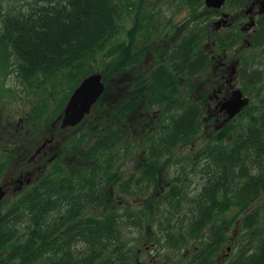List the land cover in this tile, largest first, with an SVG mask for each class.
<instances>
[{
	"label": "trees",
	"instance_id": "obj_1",
	"mask_svg": "<svg viewBox=\"0 0 264 264\" xmlns=\"http://www.w3.org/2000/svg\"><path fill=\"white\" fill-rule=\"evenodd\" d=\"M230 1L244 5L248 0ZM186 3L197 5L203 0H186ZM135 4V0H34L26 9L5 13L0 10V68L15 73L23 83L34 85L36 82L39 88L58 73L67 72L66 76L71 79L69 82L72 81L71 88L53 112L51 121L62 111L82 79L95 72L91 61L117 38L122 29L121 21ZM145 19V15L135 13L134 23L127 31L128 37L116 44L122 64L119 67L135 66L142 61V51L138 48L133 51L136 40L143 32L149 35L157 27L152 29V24ZM260 29L254 36L255 45L261 44L260 40L264 37V26ZM229 39L237 40L231 34L218 36L221 43ZM202 40L200 31L185 35L165 56L166 65L152 70L146 77V105L149 109L157 104L164 107L153 124L155 127H149L145 140L138 144V148L145 149L148 155L141 177L148 181L150 188L159 187L158 174L164 169L162 162L170 160L168 156L176 147L192 142L203 133L202 102L192 101V97L183 92L180 83L172 78L179 72L181 76L191 77L210 66L209 54L199 46ZM173 60L179 61L174 63ZM104 73L103 80H106ZM106 91L91 114L82 121L85 128L82 140L71 144L73 148L69 153L77 155V162H80L78 168L117 170L113 169L114 163L123 161L136 146V138L133 142L123 131L130 124L135 106L143 103V95L138 93L137 97L123 101L118 108L112 109L113 106H106ZM103 105L105 107L99 108ZM43 110L41 103L32 116L39 117ZM167 116H170L169 120ZM234 129V125L228 123L213 133L204 131L207 140L198 149H192L183 165L180 184H173L166 192L164 203L153 190L146 209L120 212L119 209L109 208L107 211L100 208L97 221L93 219L94 215H90L81 224H72L73 234L79 238L62 230L60 219L63 217L65 221L69 215L60 207H55L65 195L62 176L57 174L53 183L46 185L44 179L48 172H45L37 186L29 188L9 209H2L6 199L0 202V264H130L133 256L128 253L131 250L123 238L122 228L133 226L142 231L149 218L158 221V213L165 217V223H158L162 226L166 223L170 226L176 216L183 213L181 224L176 223L183 227L191 218V204L194 219L189 224L193 228L192 235L203 241V246L192 256L191 264H215L214 253L233 238L229 234L231 228L238 229L239 241L248 240L250 237L246 236L249 233L261 229L257 224L264 209V109L251 116L244 132L230 135ZM12 156L9 154L8 158ZM60 160H56L51 170L63 168ZM198 174L203 186L198 196L188 198L190 175ZM88 176L91 180L85 178L80 188L101 196L103 186L92 181L96 176ZM141 177H138V183ZM108 179L110 182L112 178ZM123 188L121 186L119 190L122 192ZM185 206L187 210H183ZM50 207L58 212L55 219L47 223ZM72 211L75 213L77 209ZM224 211H234L235 215L228 219ZM124 216L135 217V223H122ZM23 223L27 229L25 236L19 233V226ZM207 226L210 231L206 241L203 230ZM160 230L167 243H181L185 238L182 232L174 237L169 228L161 227ZM259 240L251 248L242 247L239 255L227 264H264V235ZM77 243H81L83 248L72 255L73 246Z\"/></svg>",
	"mask_w": 264,
	"mask_h": 264
},
{
	"label": "rangeland",
	"instance_id": "obj_2",
	"mask_svg": "<svg viewBox=\"0 0 264 264\" xmlns=\"http://www.w3.org/2000/svg\"><path fill=\"white\" fill-rule=\"evenodd\" d=\"M31 2L33 3L34 0H0V10L3 13L15 12L28 8L29 3ZM135 2L136 4L133 5V10L126 13L124 19L121 21L122 29L120 34L114 41L107 45L108 49L91 61V68H94L95 72H100L102 75L105 72L104 76L106 77V80L104 81L107 87L105 102L106 106L108 105L109 107L115 106V104L118 105L123 101H128L130 98L137 97V94L143 91L142 85L144 78L149 76L153 68L166 65L164 63V59H162L163 56H167L171 48L174 47L175 43L179 42L185 35L190 34L192 31H200L203 36V40L200 41L199 44L200 48H202V50H210L211 47H213L211 43L215 40L216 33L222 35L225 32H228L226 30L227 28L222 30H219L220 28L216 29L217 25L215 22L220 19L221 12L208 8L204 0L203 3L191 6L187 5L186 0H135ZM246 8L248 7L232 2H228L226 6L223 7L226 11H233L229 12L231 13V17L230 20L227 21V23H229L228 25L232 22V25L228 26L230 28L232 27V29L228 30L233 32L235 37L239 39L236 48L230 53L229 60L231 62H240V65L242 66L241 69L245 75L238 81V86L242 88L245 94L251 98V103H248V106L243 110L245 112H242L231 119L228 117L226 118V121L228 123H232L235 127L230 135H237L244 132L246 126L249 124L251 116L257 115L262 109H264V104L262 103L264 99V37L260 40L261 44L255 45L252 41L253 47L248 48V40L245 39V34L240 31V28L242 27L241 25L245 24L248 20L245 14ZM135 13L145 15V22L147 21V18L151 16L147 23H150V25L152 24V29L156 26L157 27L156 29H151L152 31L149 35H144L143 32L136 40L133 51L136 48L142 51L143 59L140 64H137L138 66L135 65L122 68L119 67V65L122 66V64L118 58L119 52L116 44L128 37L127 31L134 23ZM258 23L256 33L261 27L263 29L264 17L261 18ZM262 29H260V31ZM178 61L179 60H173L172 62L176 63ZM216 64L213 61L212 63L210 62V68L207 71L199 72L191 77H187L186 75L181 76L182 74H180L179 71H177V74L179 72L177 76H172L175 81L177 80V77L179 78L181 82L180 85L184 90L189 89V91L193 90V92L196 90L194 94H192L193 92L191 93V97L196 101H201L204 106L203 114L201 116L203 133H200L192 142L190 141L188 143L178 145L173 152L176 159H170L169 161L165 159L166 161L162 162L164 170H162L161 176L158 175V178H162V184L167 186L165 189L168 188V185H170L168 189L161 191L163 193L155 188V186L150 188L146 179L143 184L138 187V189L133 187L130 192L126 194L119 190L117 187L118 183H116L113 187H107V191L114 188L116 192L121 195L118 200H122L124 202L123 204L125 208L122 206L123 210L128 212L138 210L140 208L146 209V203L153 190H156L154 192L156 193V196L159 195L162 197L160 201L161 203H164V195L166 192L173 184H180L181 180L179 177L182 173V169L184 168L183 165L186 164L188 156L191 155L192 149H198L207 140L204 131L213 133L212 131L219 130L216 127L217 125H221V127L225 125L222 123L225 117H222L219 112L213 111V108L209 110L204 103V97L199 96L200 92L198 91L200 86H204L210 81L213 67H215ZM168 72L169 71L166 69V73ZM66 73V71L65 73H58L55 75V78L45 82L42 84L44 86L39 88L36 87V82L34 85L23 83L20 81V78L15 75V73L9 72L7 68H0V141L3 142L2 145H0V179H2V176L3 180L10 179V171L6 172L4 175L3 173L8 168V155H13L14 147L20 145L23 147L25 152L29 151L28 156H30L35 152L37 146L42 145V143L48 138L50 133V131L48 132V129L50 128V124L52 122L50 121V117L53 115V112L58 109V105L65 100L67 92L71 88L70 84H72V81L69 82L71 79L66 76ZM60 80L62 81L59 82ZM41 103L44 105V110L42 114L36 118L34 117L35 115L32 116V114L37 105ZM102 107L105 106H99V108ZM152 108L155 109L153 114L155 113L159 116L160 111L158 109V105H152ZM146 127L148 130L149 127L154 128L155 126L149 121ZM83 129L80 135L75 134L74 136H70L63 148H68L67 150L70 151V149L73 148L71 144L73 142L78 143V141L74 138H78L80 136L82 139ZM11 134L14 135L10 137ZM15 139H18L17 143ZM60 142L62 144V141ZM51 143L52 141L46 143V145ZM58 150L53 152H57ZM45 152V156L50 154L49 151ZM142 152L143 148L134 147L128 157H126L123 161L118 160L117 163H114L113 169L120 170V173L124 171L122 172L123 177L129 176L133 173L132 170L128 169L130 162H132V159L139 161V158L145 154ZM54 163H56L55 160L51 162V166ZM73 166L75 167L76 165L73 164ZM141 173L142 171H139L135 175L140 177ZM199 174L193 175L192 177L190 175L191 182L188 183V198L198 196L201 190L200 188L203 186V180ZM26 191L20 192L19 196H17L18 193L13 191L8 192L5 203L2 204V209H9L10 206H13L14 203L18 202ZM135 198L138 199V202L132 203ZM124 200H129L130 204ZM119 207H117V209H119ZM183 210H187V206H185ZM119 211L121 212L120 209ZM192 211L193 205L191 204V218L188 223L185 222L183 227L176 224L177 222L180 223L181 218H184L183 213L177 215L174 222H172L170 226H167V223L165 226L161 225L165 223V217L158 213V221H153V217L149 218L145 222V228L142 231L133 226L126 229L122 228L124 230L123 238L131 250V252L128 251V253L132 254L133 260L136 258L149 259L150 257L154 260L156 259L158 261L157 264H187L189 261V255L184 257V251L186 248L191 246L192 259L194 253L203 246V241L201 242L199 238L193 237L192 235L193 228L189 224L194 219ZM93 213H95L94 208L90 209L86 214ZM224 214L228 217V219H232L235 212L224 211ZM260 217L261 220L258 222L257 227L261 229L258 231L256 230V232L253 230V233H249V236H246L250 237L248 240L246 238L245 240L241 239L242 241H239L237 238V235L239 234L238 229H234V226L231 228L229 234L234 239L232 238L233 240L231 239L227 243L223 244L222 248H220V251L218 252V254L222 256L215 257V264H227L239 255L242 247L251 248L252 244L257 245L260 241L259 239L264 235V209L261 210ZM209 226L203 230L205 237L204 240L206 241V236L210 231ZM161 227L169 228L170 231L174 233L172 234L174 237L181 235L182 232V234L185 235V240L181 243H177L175 241L167 243L165 236H163L164 234L160 230ZM19 230L21 236H25L24 234H27L26 225L24 223L20 224ZM234 242H236V245H234ZM146 246H149V248ZM73 248L72 255L77 253L78 250H81L83 245L81 243H77L73 246ZM227 248H229V250H227ZM1 253L2 251L0 250V255Z\"/></svg>",
	"mask_w": 264,
	"mask_h": 264
},
{
	"label": "flooded vegetation",
	"instance_id": "obj_3",
	"mask_svg": "<svg viewBox=\"0 0 264 264\" xmlns=\"http://www.w3.org/2000/svg\"><path fill=\"white\" fill-rule=\"evenodd\" d=\"M228 2H231V1L227 0L226 3L223 5V7H225ZM253 3H255L253 10L248 11V8H246L245 14L248 20L246 21V23L244 22L245 24H242L241 25L242 27L240 28V31L246 36L245 39L248 40V48L253 47L252 41L254 40V36L256 34V28L259 24L258 22L261 18L264 17V13L261 14L259 12V8L261 5L260 0H248L247 3L244 4L243 6L249 7ZM223 7L221 9H214L217 12H221V17L223 16L224 13L233 12V11H226L223 9ZM230 17H231V13H229L228 20H230ZM252 19L255 20V24L250 27L248 23L251 22ZM228 24L229 23H227L226 25H222L219 30L227 28L226 30L228 32H225L222 35L226 36L228 34H231L233 35V39L234 38L237 39L235 37V34H233V32L228 30V29H232V27L231 28L228 27L232 25V22L230 23V25ZM218 36L219 34L216 33L215 40H213V42L211 43L213 47H211L210 50L204 49V51L207 54H209L211 63L213 61L215 64L217 62V64L216 66L214 65L215 67H213L210 81L206 83L204 86H200V88H198V91L200 92L199 96L204 97V103L206 104V107L209 108V110L213 108V111L219 112V114L222 115V117H225L222 123L226 125V123H228L226 121V118L228 116L225 111L221 110L222 103H224L225 101L229 100L232 97L233 91L235 89H240L243 92L244 96L246 97H249V96L245 94L243 89L238 86V81L241 78H243L245 75L242 73L243 70L241 69L242 66L240 65V62L239 61L231 62L229 60L230 53L232 50L236 48L239 39H237L236 41L229 39L228 41L221 43V42H218L219 41ZM162 59H165V57L163 56ZM158 67L153 68V70ZM209 68L210 66L205 71H207ZM177 81L181 83L178 77H177ZM142 88H143V91H141V94L143 95L142 96L143 103H141L138 106H135V111L130 116V119H131L130 124L128 123V126H126V128L123 131V133L127 135L128 139L133 140V142H134V139L136 138L137 142L135 143L136 144L135 147L137 148H138V144H142L143 141L145 140L146 131H147L146 126L149 123V121L150 123L154 124L155 120L159 117L155 113L153 114V111L155 109H153L152 107L151 109H149L148 105H146L147 89H148V85L146 83V77L143 80ZM195 91L193 92V90L189 91V89H186V90L183 89V92H186L190 96H191V93L193 92L192 94H194ZM192 101H195V99H192ZM250 103H251V98H250L249 104ZM262 103L264 104V99ZM118 107L119 105L117 106L115 105L112 107V109H115ZM163 108H164L163 106L158 105L159 111L163 110ZM175 111H179V110L176 109ZM242 111L239 114H241ZM60 114H61V111L51 120L52 122L50 124V128L48 129V132L50 131L48 138L51 137L50 135H53L52 137L54 139L51 144L46 145L47 148L44 147L38 153H35L36 150L41 146V145H38L37 148L35 149V152L32 155L28 156L29 151L25 152L23 150V147H21L20 145L17 147H14L13 156L11 157V159L9 158L8 168L4 172V174H6V172L10 171L11 176H10V179L6 180L4 184H5L6 191L8 192L13 191L15 193H18L17 196H19L20 192L26 191L31 187H36L37 183L41 181L42 175H44L45 172H48V173H45L46 176L44 179V182H46L45 183L46 185H49L50 183L52 184L53 180L56 178V175L60 174L62 176L63 187L65 188V191H64L65 195L62 200H60L59 202H56L55 207H60L62 211H64L67 215H69L65 221H64V218L61 217L60 219L61 228L62 230H67L71 234L72 237L79 238L78 235L73 234L75 230L72 227V224L74 223L81 224L83 220L86 218H89L90 215H94L93 219L97 221L99 218V214H100V208H103L104 210H107V211L109 208L111 210H115L120 205L119 209L121 210V212L123 211L122 206L125 208L123 204L124 202L122 200H118L120 198L119 196L121 195L118 194L114 188H112V190L110 191H107V187L108 188L109 186L113 187L116 183H118L117 187L119 189L121 188V186H124L123 188L124 191L122 192H124L125 194L130 192L131 188L133 187L134 188L136 187V189H138V187L142 185L143 182L145 181V178H142L140 176L141 177L140 183H138L139 176L135 174H137L139 171L140 172L142 171V167H144L147 163L148 155L146 153V150L143 149L142 153H145V154L144 155L141 154L142 155V156L140 155L141 157L139 156L140 157L139 161H137L136 159H132V162H130V166L128 169L132 170L134 174L132 173L126 177L122 176L123 174L122 172L124 171L120 173V170L118 169L117 170H112V169L110 170L109 169L85 170L82 168H78L77 165L80 162H77V155L70 154L69 151L67 150L68 148L64 149L63 146L65 145L66 141L68 140L70 136H74L75 134L80 135L83 129V125L81 122L77 124L76 126L67 127V128H61L59 126V123H55V125L53 126V123L56 122L55 120ZM99 116H102V114ZM169 117L170 116H167L166 119L169 120ZM257 125H259V123ZM216 127L218 129L222 128L221 125L220 126L217 125ZM13 135L14 134H11L10 137H12ZM74 139H76V141L78 142L82 140L80 136ZM15 141L17 143L18 139L17 140L15 139ZM60 141H62V144ZM2 143L3 142L0 141V145H2ZM55 150H58V151L53 152ZM45 151H49L50 154L45 156L46 154ZM130 153L127 154L126 157H128ZM175 157L176 156L174 153L168 156L169 159H176ZM58 158L61 159L60 164L63 165V168L59 170H55V169L51 170V167L55 164L54 163L51 166V162H53L54 160L56 161ZM73 164H75L76 166L73 168L70 167V166H73ZM89 174H93V176H96L95 179H92L93 182L95 180V182L103 186L104 191L101 193V196L92 193L91 190L83 191L80 188V185L84 183L85 178L87 180H91V177L88 176ZM161 174L162 172H159L158 175L161 176ZM108 177L112 178L110 182H108L109 180ZM2 182H3V176H2V179H0V184ZM158 182H159V187H156V188L160 190V192L165 191L170 186L168 185V188L165 189V187L167 186L162 184V178H160ZM50 196L52 197L53 193ZM124 201L130 204L129 200H124ZM137 202H138V199L135 198L132 203H137ZM53 203H50L49 205ZM73 208L77 209V211L75 212L77 216H75V213L72 211ZM92 208L95 209V213L86 214ZM57 212L58 211L56 209H52L50 207L49 211L47 212V218H46L47 223H49L50 219H55V215L57 214ZM134 220H136L135 217L124 216L123 220L121 221L122 223L125 222V223L130 224V223H135L133 222ZM56 233H57V230H56ZM184 240L185 239H183L182 241ZM146 247L149 248V246H146ZM227 250H229V248H227ZM214 254H215V257L222 256V255H219L218 252ZM187 255H189L188 256L189 261L187 264H191V246H188L186 250L184 251V257ZM157 262L158 261L156 259L154 260L153 258L149 257V259H140V258H136L134 260L132 259V262L130 264H157Z\"/></svg>",
	"mask_w": 264,
	"mask_h": 264
},
{
	"label": "water",
	"instance_id": "obj_4",
	"mask_svg": "<svg viewBox=\"0 0 264 264\" xmlns=\"http://www.w3.org/2000/svg\"><path fill=\"white\" fill-rule=\"evenodd\" d=\"M208 8L221 9L227 0H204ZM259 12L264 13V0H260ZM255 3L248 7V11L253 10ZM229 13H224L222 18L215 22L216 29L222 25H226L228 21ZM255 24V20L252 19L248 25L251 27ZM106 91V83L103 80V75L100 72H92L88 76L82 79L79 85L71 93L67 103L65 104L61 114L55 120L59 123L61 128L73 127L81 123L86 116H88L95 104L99 101L101 96ZM250 102V98L243 95L240 89L233 91L232 97L222 103L221 110L228 114V118L231 119L239 114ZM227 119V120H229ZM53 135L47 138L42 145L36 150L38 153L42 148L45 147L46 143L53 141ZM0 184V201L6 199L8 191L5 189V181Z\"/></svg>",
	"mask_w": 264,
	"mask_h": 264
}]
</instances>
